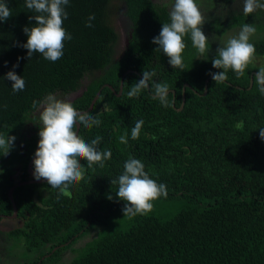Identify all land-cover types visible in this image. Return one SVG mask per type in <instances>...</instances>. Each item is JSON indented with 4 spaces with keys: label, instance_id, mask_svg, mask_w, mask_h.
Listing matches in <instances>:
<instances>
[{
    "label": "trees",
    "instance_id": "16d2710c",
    "mask_svg": "<svg viewBox=\"0 0 264 264\" xmlns=\"http://www.w3.org/2000/svg\"><path fill=\"white\" fill-rule=\"evenodd\" d=\"M229 1L233 2L227 9L220 8L218 16L209 15L202 26L208 52L200 55L190 34L184 37L181 70L173 69L169 58L155 51L158 46L152 43L162 24L170 22L164 4L69 0L63 27L72 39L64 41L63 56L51 62L39 53L27 58V49L20 45L27 41L23 28L35 24L29 20L34 14L25 7V0H6L12 16L0 22V133L18 138L23 125L35 119L33 101L49 93L76 92L88 76L85 89L70 102L77 111H84L101 90L89 112L101 124L90 129L81 125L78 135L87 143L102 137L98 147L112 153L103 168L88 169L81 160L85 175L69 186L70 197L47 183L16 190L14 200L19 203L18 192L27 198L23 209L30 217L11 235L23 238L28 252L42 251L30 264H62L68 250L77 256L67 264H264V141L259 133L264 128V95L254 82L247 90L251 74L264 66V10L246 16L243 0ZM113 11L131 30L129 46L120 58L114 56L118 34L111 24ZM91 14L95 15L93 26L86 27ZM246 23L256 28L249 41L255 46L252 63L243 76L237 78L229 69L227 81L215 83L209 73L223 71L212 66L220 37ZM128 70L137 74L125 75ZM9 71L23 77V91L13 93L12 81L4 78ZM143 71H155L152 79L175 91L173 104V95L169 96L170 107L152 99L151 88L128 97ZM184 84L190 88L185 89L184 107L177 112ZM137 120L144 124L139 138L133 140L131 128ZM125 133L128 142L122 144L119 137ZM37 136L27 148L24 173ZM130 156L141 160L150 178L167 186V197L160 198L184 197L188 207L165 221L137 215L125 229L114 225L125 202L116 197L118 183L111 181L118 180ZM6 188L0 192V201L9 203ZM94 228H101L95 239L72 248ZM45 254L51 255L38 263Z\"/></svg>",
    "mask_w": 264,
    "mask_h": 264
},
{
    "label": "clouds",
    "instance_id": "9594fccd",
    "mask_svg": "<svg viewBox=\"0 0 264 264\" xmlns=\"http://www.w3.org/2000/svg\"><path fill=\"white\" fill-rule=\"evenodd\" d=\"M68 5L69 0H25V7L34 14L29 20L35 21L34 26L23 28L27 41L20 45L27 49L29 60L36 53L51 62L63 56L64 41L72 39L71 34L63 27L64 20L68 17ZM258 9L264 10L262 0H243V13L246 16ZM11 16L6 0H0V22L7 21ZM169 18L170 22L162 24L159 35L152 39V43L158 46L155 51H162L169 58L168 63L173 69L183 70L185 65L182 53L186 47V35L190 34L192 46L200 55L208 52V37L202 31L205 19L196 0H174ZM94 19V14L89 15L85 26L92 27L91 21ZM255 32V26L246 23L242 25L238 35L230 37L224 46L216 49L212 66L223 71L209 73L215 83L227 81L229 69L236 73L237 78L244 75L255 56V46L249 42ZM16 67L18 64L13 65V69ZM155 75V71H143L142 78L132 84L127 95L129 98L137 97L142 90L151 88L154 93L152 99L158 100L164 107H170L169 85L154 81L152 78ZM4 78L12 81L13 93L24 90L25 80L15 71L7 72ZM253 82L259 93L264 95V66L259 67ZM33 107L39 109L40 120L38 146L33 159V178L37 181L45 180L51 188L59 189L61 195L70 197L69 186L82 180L85 175L86 169L81 160H85L87 168L91 169L94 165L103 168L104 162L111 159V150L98 147L102 137L97 136L91 143H87L77 134L78 124L90 129L99 126L101 120L89 112H78L70 101L60 99L52 93L41 101H33ZM143 124V120L135 121L131 128L133 140L139 138ZM259 133L264 141V128H260ZM127 137V133L121 135L120 143L127 144ZM15 139V136L0 133V155L9 154ZM117 183L118 191L115 195L125 202L123 217L147 215L152 211V201L168 195L167 186L150 178L141 160L131 156L125 161L124 171L118 180L111 181V184ZM107 198L113 200L112 195Z\"/></svg>",
    "mask_w": 264,
    "mask_h": 264
},
{
    "label": "rangeland",
    "instance_id": "374dc122",
    "mask_svg": "<svg viewBox=\"0 0 264 264\" xmlns=\"http://www.w3.org/2000/svg\"><path fill=\"white\" fill-rule=\"evenodd\" d=\"M231 2L229 0H196V3L198 4L201 13L204 16V19L209 18V15L218 16L220 10H222L220 8L227 9ZM154 3L158 5L164 4L170 11L174 0H154ZM111 24L117 32L119 38L118 44H116L114 50V56L117 57L121 55L125 34H127V32L123 29V27H126V23L124 21V18L121 17V15L117 11H113ZM239 31V29H233V31H228L225 35L221 36L219 40L220 46H224L230 37L238 35ZM89 81L90 78L86 76L81 82V87L76 92H72L67 95L59 94L56 96L58 98L71 101L85 89ZM152 203V211L147 215L155 216L163 221L171 219L181 210H184L188 207L187 198L184 197H181L179 199L159 198L152 201ZM133 218L134 217H123L122 212V214L114 220L113 224L119 226L122 229H125L126 226L130 224V221L133 220ZM20 225L21 223L17 220H0V264H30L34 262L40 254H42V251L28 252L23 246V238L17 239L11 235V232L19 228ZM100 229L101 228H94L93 230H91L88 235L79 239L77 243L72 246V248L78 249L91 242L97 237ZM76 256V252L68 250L63 253L61 263L67 264ZM42 258L43 256L41 257V259Z\"/></svg>",
    "mask_w": 264,
    "mask_h": 264
},
{
    "label": "flooded vegetation",
    "instance_id": "af4514ba",
    "mask_svg": "<svg viewBox=\"0 0 264 264\" xmlns=\"http://www.w3.org/2000/svg\"><path fill=\"white\" fill-rule=\"evenodd\" d=\"M151 1L154 2V0H151ZM123 29L124 31L127 32V34H125V39H124L121 55L117 56L116 58H120L121 56L124 55L125 51L127 50L129 46V41L131 39V34H130L131 30H127V25L125 28L123 27ZM116 44H118V40ZM114 50H115V47H114ZM33 115L35 119L31 121H27L23 125L18 135V138H16L14 141V147L10 150L9 154L7 156H4V155L0 156V192L7 186L6 191H7V197L9 199V203L4 202L2 200L0 201V220H17L21 223L20 227L23 226L24 220H27V218L30 217V213L23 209V204L27 202V198L20 196L21 192H18L19 203H17L14 200L16 190L19 187L24 186V185H18V184H21L26 181H36V183H33L35 185H41V184L47 183L46 181H43V179L39 180L42 182H39L33 178V171H34L33 163H32L31 169H29V163L34 154L30 158V160L27 161V166L25 170L26 173L23 172V164L27 156L26 155L27 148L29 145H32L33 141L35 140L36 134L38 135V132H39L40 120H39V109L38 108L36 111L33 112ZM38 139H39V136H37V139H36V147H37ZM36 147H35V150H36ZM35 150H34V153H35ZM33 184H30V185H33ZM13 187H15L12 192V199H13V202L16 208L15 215H13V211H14L13 203L9 198V191ZM9 206L11 208L10 212L8 211ZM47 255L48 254H45L38 263H40L43 259H45L46 258L45 256Z\"/></svg>",
    "mask_w": 264,
    "mask_h": 264
},
{
    "label": "water",
    "instance_id": "95a60500",
    "mask_svg": "<svg viewBox=\"0 0 264 264\" xmlns=\"http://www.w3.org/2000/svg\"><path fill=\"white\" fill-rule=\"evenodd\" d=\"M130 73H132V74H137L136 71L128 70V71L125 73V75H126V74H130ZM256 73H257V72H253V73L251 74V76H250V80H249V86H248L247 90H251V88H252V86H253L254 75H255ZM210 78H212V77H210ZM207 83H208V80H206V81H205V84H204V93L202 94L203 96L206 95V92H207ZM122 85H123V80H121V83H120V90H119V93L117 94V96H120V95H121ZM105 87L110 88L109 85H105ZM186 88H190L189 84H184V86H183V88H182V102H181L180 107H179L178 109H175L177 112H180V111L183 109V107H184V103H185V89H186ZM236 88H237V89H242L241 87H236ZM100 93H101V90H99V91L97 92V94L94 96L93 100L91 101L89 107H88L86 110H84V111H78V112H90V111L93 109V107H94L96 101L99 99ZM170 93L173 95V99H172V104H173V103H174V97H175V91L171 90ZM195 93H196V92H195ZM80 94H81V93H80ZM80 94H79V95H80ZM79 95H78V96H79ZM153 95H154V94H152V96H153ZM79 129H80V126H79V124H78V126H77V134H78V132H79ZM38 140H39V139H38ZM37 146H38V143H37ZM36 149H37V147H36ZM35 151H36V150H35ZM34 154H35V153H34ZM33 159H34V155H33L32 159H31V161H30V163H29V169H31V166H32V163H33ZM43 181H45V180H43ZM39 182H42V181H39ZM33 183H36V181H26V182H23V183L18 184V185H30V184H33ZM14 188H15V187H13L12 189H10V191H9V198H10V200L12 201L13 206H14L13 215H15V213H16L15 204H14L13 199H12V192H13V189H14ZM57 249H58V247H55V248L52 250L51 253H54ZM50 255H51V254H49V255H47V256H45V257H49Z\"/></svg>",
    "mask_w": 264,
    "mask_h": 264
}]
</instances>
